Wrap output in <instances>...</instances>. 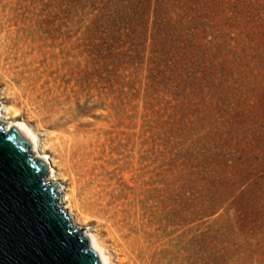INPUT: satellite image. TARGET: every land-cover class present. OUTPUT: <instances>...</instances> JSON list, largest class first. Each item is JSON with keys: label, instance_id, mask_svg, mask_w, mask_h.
Masks as SVG:
<instances>
[{"label": "rangeland", "instance_id": "374dc122", "mask_svg": "<svg viewBox=\"0 0 264 264\" xmlns=\"http://www.w3.org/2000/svg\"><path fill=\"white\" fill-rule=\"evenodd\" d=\"M18 2L61 124L105 135L110 203L79 225L124 264H264V0ZM19 98L0 76V117L43 133Z\"/></svg>", "mask_w": 264, "mask_h": 264}, {"label": "bare ground", "instance_id": "6f19581e", "mask_svg": "<svg viewBox=\"0 0 264 264\" xmlns=\"http://www.w3.org/2000/svg\"><path fill=\"white\" fill-rule=\"evenodd\" d=\"M18 4V0H0V76L5 80L7 90L12 89L23 105L35 110L33 114L38 120L37 126L43 133L25 121L6 122L4 117H0V121L5 129L13 126L21 128L30 142L29 151L34 152L32 156L44 158L48 163L52 161V166L57 167L58 172L54 176H46L45 180L68 181L67 191L58 197L59 203L67 210L71 222L74 221L73 225H78L80 230L84 228L83 232L86 235L91 233L89 236L94 235L93 240H96L97 236L91 232L93 228L80 226L69 213V208L76 205L86 211L103 212L101 208L106 209L110 203V189L114 187L115 180L109 172L112 161L107 156L105 135L101 130L83 126L84 120L71 116L68 117V126L61 124V116L67 104L71 103L62 97L55 99V96L42 92L36 83L38 76L33 72V64L39 54V41L31 21L21 14ZM13 79H18L19 84L16 85ZM16 100L12 99L13 102ZM15 110L14 113L17 112ZM97 243L105 248L103 252L108 253V263L124 264V257L113 256L99 240Z\"/></svg>", "mask_w": 264, "mask_h": 264}, {"label": "water", "instance_id": "95a60500", "mask_svg": "<svg viewBox=\"0 0 264 264\" xmlns=\"http://www.w3.org/2000/svg\"><path fill=\"white\" fill-rule=\"evenodd\" d=\"M29 148L21 128L0 121V264H111L73 225L58 200L63 185L45 180L48 161Z\"/></svg>", "mask_w": 264, "mask_h": 264}]
</instances>
